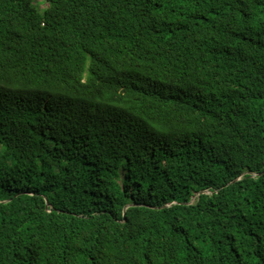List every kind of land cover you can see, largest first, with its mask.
I'll list each match as a JSON object with an SVG mask.
<instances>
[{
  "label": "trees",
  "instance_id": "1",
  "mask_svg": "<svg viewBox=\"0 0 264 264\" xmlns=\"http://www.w3.org/2000/svg\"><path fill=\"white\" fill-rule=\"evenodd\" d=\"M41 1L0 0V264H264V0Z\"/></svg>",
  "mask_w": 264,
  "mask_h": 264
},
{
  "label": "rangeland",
  "instance_id": "2",
  "mask_svg": "<svg viewBox=\"0 0 264 264\" xmlns=\"http://www.w3.org/2000/svg\"><path fill=\"white\" fill-rule=\"evenodd\" d=\"M37 2L39 3V6L41 7V8H44L45 6H46V4H44L41 0H37ZM208 193H210V192H208ZM194 198V197H193Z\"/></svg>",
  "mask_w": 264,
  "mask_h": 264
},
{
  "label": "water",
  "instance_id": "3",
  "mask_svg": "<svg viewBox=\"0 0 264 264\" xmlns=\"http://www.w3.org/2000/svg\"><path fill=\"white\" fill-rule=\"evenodd\" d=\"M252 176H254V175H252ZM197 195H200V193H198ZM193 200H194V198L191 199V202L190 203H192Z\"/></svg>",
  "mask_w": 264,
  "mask_h": 264
},
{
  "label": "bare ground",
  "instance_id": "4",
  "mask_svg": "<svg viewBox=\"0 0 264 264\" xmlns=\"http://www.w3.org/2000/svg\"><path fill=\"white\" fill-rule=\"evenodd\" d=\"M204 193H208L207 191H203Z\"/></svg>",
  "mask_w": 264,
  "mask_h": 264
}]
</instances>
